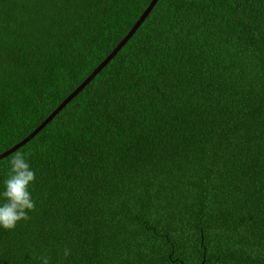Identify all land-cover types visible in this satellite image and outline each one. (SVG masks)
<instances>
[{
  "label": "trees",
  "instance_id": "trees-1",
  "mask_svg": "<svg viewBox=\"0 0 264 264\" xmlns=\"http://www.w3.org/2000/svg\"><path fill=\"white\" fill-rule=\"evenodd\" d=\"M150 1L0 0V154ZM16 152L36 210L0 264H264V0H157L0 158V193Z\"/></svg>",
  "mask_w": 264,
  "mask_h": 264
},
{
  "label": "clouds",
  "instance_id": "clouds-1",
  "mask_svg": "<svg viewBox=\"0 0 264 264\" xmlns=\"http://www.w3.org/2000/svg\"><path fill=\"white\" fill-rule=\"evenodd\" d=\"M9 173L4 181L5 190L0 193L4 203L0 204V227L14 230L21 221L31 219L30 212L36 210L30 187L36 180V173L31 168L23 152H16L9 160ZM64 257L71 255V249H63ZM41 264H49V257L42 255Z\"/></svg>",
  "mask_w": 264,
  "mask_h": 264
},
{
  "label": "water",
  "instance_id": "water-1",
  "mask_svg": "<svg viewBox=\"0 0 264 264\" xmlns=\"http://www.w3.org/2000/svg\"><path fill=\"white\" fill-rule=\"evenodd\" d=\"M157 0H151L148 4V6L144 9V11L141 13L139 18L136 20L134 25L131 27L129 32L126 34V36L116 45V47L113 49V51L101 62L93 71L92 73L79 85L77 88L68 95L60 104L59 106L51 113L49 116L39 124L26 138L21 140L19 143L15 144L5 152L0 154V158L8 155L9 153H12L15 149L20 147L22 144H24L26 141H28L33 135H35L45 124L79 91L81 90L91 79L92 77L109 61V59L117 52L118 49L121 48V46L124 44L125 41L130 37V35L138 28L140 23L144 20V18L147 16L149 11L152 9L154 4Z\"/></svg>",
  "mask_w": 264,
  "mask_h": 264
}]
</instances>
